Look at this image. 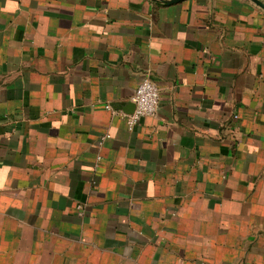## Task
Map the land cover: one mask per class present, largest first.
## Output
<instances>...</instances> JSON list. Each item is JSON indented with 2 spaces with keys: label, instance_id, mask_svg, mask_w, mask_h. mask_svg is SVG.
Masks as SVG:
<instances>
[{
  "label": "crops",
  "instance_id": "crops-1",
  "mask_svg": "<svg viewBox=\"0 0 264 264\" xmlns=\"http://www.w3.org/2000/svg\"><path fill=\"white\" fill-rule=\"evenodd\" d=\"M166 1L0 0V264H264V0Z\"/></svg>",
  "mask_w": 264,
  "mask_h": 264
},
{
  "label": "built area",
  "instance_id": "built-area-1",
  "mask_svg": "<svg viewBox=\"0 0 264 264\" xmlns=\"http://www.w3.org/2000/svg\"><path fill=\"white\" fill-rule=\"evenodd\" d=\"M135 108L133 111H121L129 129H133L140 119L146 115H155L160 104V93L157 83L150 77H144L138 84L133 97ZM111 108L110 104L106 105ZM109 136V134L105 135Z\"/></svg>",
  "mask_w": 264,
  "mask_h": 264
},
{
  "label": "water",
  "instance_id": "water-1",
  "mask_svg": "<svg viewBox=\"0 0 264 264\" xmlns=\"http://www.w3.org/2000/svg\"><path fill=\"white\" fill-rule=\"evenodd\" d=\"M178 1H180V0H167L166 2H168V3H174V2H178ZM134 108H135V103H133V104L131 105V109H130V111H128V112L133 111Z\"/></svg>",
  "mask_w": 264,
  "mask_h": 264
}]
</instances>
